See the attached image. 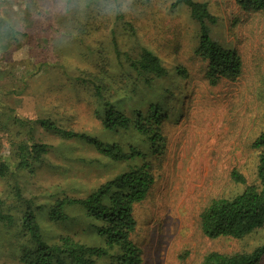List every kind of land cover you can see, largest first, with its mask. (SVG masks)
I'll return each mask as SVG.
<instances>
[{
  "label": "rangeland",
  "instance_id": "374dc122",
  "mask_svg": "<svg viewBox=\"0 0 264 264\" xmlns=\"http://www.w3.org/2000/svg\"><path fill=\"white\" fill-rule=\"evenodd\" d=\"M197 1L206 2L217 18L212 38L241 56L242 73L235 81L211 85L205 80L194 54L198 26L185 7H171L173 0H132L129 15L107 20L90 12L47 16L38 7L41 0H0V45L6 44L3 25L19 33V44L0 48V159L16 165L17 147L30 134L49 146L31 172L14 169L0 178L6 212L18 217L24 209L14 187L35 205H49L55 196L81 198L127 169L125 162L108 160L85 141L64 139L36 123L45 118L66 131L136 145L130 134L103 129L97 100L77 78L80 72L108 70L110 81L121 83L126 64L115 59L116 43L130 57L141 48L151 50L169 71L163 84L171 92L166 98L171 116L160 127L159 154L149 157L155 180L134 207L132 240L140 248L139 264H201L209 252H250L264 241V227L241 239H209L199 224L201 210L212 199L230 198L245 184L257 183L260 149L251 145L264 132V15L240 11L234 0ZM176 67L184 68L187 77L178 78ZM175 95L178 99L170 101ZM19 120L35 122L31 133ZM233 169L245 184L231 180ZM68 211L71 221L65 223L49 221L45 212L38 215L43 235L48 240L70 235L94 244L80 210ZM15 231L0 224V264H22Z\"/></svg>",
  "mask_w": 264,
  "mask_h": 264
},
{
  "label": "trees",
  "instance_id": "16d2710c",
  "mask_svg": "<svg viewBox=\"0 0 264 264\" xmlns=\"http://www.w3.org/2000/svg\"><path fill=\"white\" fill-rule=\"evenodd\" d=\"M240 11L264 15V0H234ZM172 8L185 7L188 17L198 26L194 54L203 64L205 80L215 85L221 80L235 81L242 73V60L236 48L224 47L211 36L217 23L206 2L197 0H173ZM7 45L19 44V34L11 25L1 28ZM3 43V42H2ZM115 59L126 64L122 82L110 81L108 70L80 72L78 81L89 85L98 102L101 125L113 133H127L135 137V144L107 143L101 138L73 131H66L49 119H37L36 123L46 131L64 139H79L90 144L94 150L108 160L125 162L127 169L104 181L81 198L54 197L49 205H35L23 198L18 187L14 195L24 203L18 217L5 211L0 199V224L15 226L19 261L22 264H139L140 248L132 240L136 220L134 207L143 201L154 183L151 155L162 140L160 127L170 118V105L166 103L171 93L163 84L169 71L159 57L147 48H141L135 57L118 50L113 44ZM122 57L124 60H121ZM176 75L187 77L184 68L176 67ZM101 74V75H100ZM109 76V77H108ZM176 101L177 95L170 96ZM144 102V109L141 103ZM137 104L136 107L131 105ZM127 108V109H125ZM31 133L35 122L19 120ZM17 147L18 162L15 164L0 159V178L13 174L14 169L31 172L40 163L49 146L33 141ZM145 146L143 150L140 146ZM252 148L260 149L257 155L255 184H245V178L235 169L230 173L235 183L245 184L243 190L230 198L212 199L200 212L199 224L203 235L209 239H241L264 227V132L253 141ZM158 156V155H157ZM157 158V157H155ZM23 198V199H22ZM78 209L87 222V229L94 244L83 243L70 235H59L48 240L40 227L39 217L46 213L49 221L65 223L71 221L68 209ZM264 260V241L250 252L221 254L209 252L201 264H261Z\"/></svg>",
  "mask_w": 264,
  "mask_h": 264
},
{
  "label": "clouds",
  "instance_id": "9594fccd",
  "mask_svg": "<svg viewBox=\"0 0 264 264\" xmlns=\"http://www.w3.org/2000/svg\"><path fill=\"white\" fill-rule=\"evenodd\" d=\"M131 2L132 0H41L38 7L47 16L64 17L90 12L99 20H107L119 15H129ZM13 11L18 12L19 6L13 5Z\"/></svg>",
  "mask_w": 264,
  "mask_h": 264
}]
</instances>
